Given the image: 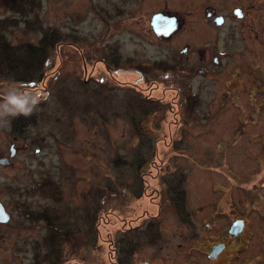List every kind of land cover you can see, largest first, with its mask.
Segmentation results:
<instances>
[{"label":"rangeland","instance_id":"1","mask_svg":"<svg viewBox=\"0 0 264 264\" xmlns=\"http://www.w3.org/2000/svg\"><path fill=\"white\" fill-rule=\"evenodd\" d=\"M37 1L28 19L43 20L67 40L36 86L0 77V97L11 86L49 95L24 118L22 131L0 127V156L12 143L20 150L13 166H0V201L11 214L0 226V264H48L51 231L38 212L50 215L54 203L55 225L68 233L60 234L61 264H166V249L179 247L185 232L204 231L212 215L216 232L244 218L248 264H264V73L253 78L242 68L254 58L250 41L243 56L231 51L230 0ZM176 9L185 33L168 42L153 38L151 17ZM7 15L18 17L0 0V19ZM22 18L8 39L36 43L39 32ZM189 31L206 54L219 52L218 73L191 81L198 99L192 116L172 104L178 82L166 79L159 63ZM257 49L264 64V48ZM105 57H113L108 72ZM128 61L151 63L144 80ZM132 87L154 101L148 114ZM183 213L192 217L187 225Z\"/></svg>","mask_w":264,"mask_h":264},{"label":"flooded vegetation","instance_id":"2","mask_svg":"<svg viewBox=\"0 0 264 264\" xmlns=\"http://www.w3.org/2000/svg\"><path fill=\"white\" fill-rule=\"evenodd\" d=\"M194 0H191L193 2ZM230 12L232 26L229 30V42L232 53H236V55L243 56V53L249 44L254 45V48L250 51V53L254 56V58L249 61L247 64H244L242 68L244 70L252 74L253 78L256 74L264 73V64L259 61L260 53L257 48H264V0H230ZM168 6L166 5L167 9ZM172 12V13H171ZM165 11V15L176 17V23L174 25L175 29L166 37L157 36L151 28L152 33L151 36L153 38L160 40H164L168 42L171 38H174L180 34L185 33L186 31V22L185 18L180 17L177 13H179L178 9L172 11ZM213 19V18H212ZM217 26V25H215ZM151 27V25H150ZM218 28V27H215ZM167 34V33H166ZM187 37L185 38L184 45L175 47L173 54L170 55L169 58H166V61H159L160 64L163 65L164 70H166V79L174 78L176 75L178 77H182L187 81V84L190 86V91L192 94H196L192 88V80L195 77L200 78H208L217 74V68L219 66L218 55L219 52L216 47L210 48V52L206 54L207 49H203L206 47L205 45H196L195 44V32H187ZM216 37V35H215ZM172 40V39H171ZM195 44V45H193ZM250 47V46H249ZM250 50V49H249ZM224 56V54H223ZM107 57L103 58L102 64L105 66L106 71L109 70L108 64L110 61H113V57L109 60ZM116 60V59H115ZM155 62V61H153ZM260 62V63H259ZM118 65V63H115ZM151 63H140L128 61L126 63V68L130 69V71L137 75L139 79H145V71L144 69L148 67ZM145 66V68H144ZM119 73L124 71H120ZM238 72H235V76H237ZM136 81V80H135ZM136 84V82H135ZM170 85V84H169ZM170 87V86H169ZM135 93H138V90L132 87ZM130 88V89H132ZM233 88V87H230ZM229 88V89H230ZM234 89V88H233ZM176 90V88H175ZM236 92V88L234 89ZM263 90H261V94H263ZM139 96V95H138ZM264 97V96H263ZM145 99H150V97H143ZM264 103V102H263ZM264 104H260V109ZM20 152L19 147L12 143L9 146L7 155H1L0 160L6 159L7 162L0 163V166L10 168L14 165V158ZM42 186L41 183L36 185ZM57 187V186H56ZM264 187V186H259ZM242 194L245 196L248 202H253L250 200V196H248L245 192V187H240ZM53 193V190H51ZM42 192V190H41ZM58 193V192H57ZM56 192L53 194H57ZM182 202L181 207L183 211H186V207L183 203L186 201V191L181 192ZM55 197V196H54ZM0 203L3 205L5 211L9 214L11 219V214L7 210L6 205L1 201ZM213 207L215 206L214 201L211 203ZM54 207L50 208V215H45V212L39 210L38 216L40 218L39 222L43 223V215L45 218L49 219V223L55 224L56 216L58 213V209L56 208V203H54ZM37 213V212H36ZM230 213V211H229ZM37 216V214H36ZM179 218V217H178ZM192 217L183 213L180 215V222L182 224L187 225V223L191 222ZM9 219V221H10ZM55 219V220H54ZM217 219V215H212L208 221L203 222L204 231H194L190 230L189 232L183 233L182 244L179 247L174 249H166V264H248L251 260L249 254V239L247 228H246V220L232 218L227 224H225V228L222 232H216L214 220ZM8 221V222H9ZM242 221V227L238 230H232V226L235 222ZM6 222V223H8ZM6 223L0 222V226ZM46 224V223H45ZM42 226V224L40 225ZM48 229V227L44 226ZM50 230V229H48ZM51 231V230H50ZM189 239L188 244L186 241ZM264 243V236H263ZM132 248V247H131ZM130 248V249H131ZM115 250V255L117 250ZM115 264H121V259H116ZM140 264H150L146 260H143Z\"/></svg>","mask_w":264,"mask_h":264},{"label":"trees","instance_id":"3","mask_svg":"<svg viewBox=\"0 0 264 264\" xmlns=\"http://www.w3.org/2000/svg\"><path fill=\"white\" fill-rule=\"evenodd\" d=\"M4 2L8 12L18 17L10 18V16L7 15L0 19V77L10 82L34 87L43 80L46 66L53 52L59 50V47L67 39L64 40L65 36L63 33L46 24L43 20L36 18L34 21H30L28 19L34 8L37 6L39 7V2L37 0H4ZM20 17H23L22 21L25 27L39 32V39L36 43L22 42L13 44L8 39L7 34L10 32V27L13 26V24H17ZM34 22H36V24H34ZM160 66L161 69L164 70L163 65L160 64ZM174 79L178 82L176 85L178 91L176 102L172 104L177 105L179 110L183 109L184 114H190L192 116L193 112H195L194 106L197 104L198 100L197 95L191 93L190 86L185 82V79L177 75ZM171 92L173 93L172 89ZM139 97L140 96H137L136 98L138 109L143 112L144 115L146 113L148 114V107L154 105L152 103L153 100ZM150 111H153V109ZM24 118L26 117L23 115L13 118L11 123V130L13 132L22 131L24 127ZM47 183L51 184L50 181H47ZM48 184L44 186H49ZM180 199H182V196ZM43 219V226L51 230L47 238L50 244L49 250L52 252V256L47 258L49 260L48 264H61L59 257L60 253H62L61 235H68V233L65 230H60L55 224L49 223V219L45 218L44 215ZM58 231L59 233H57Z\"/></svg>","mask_w":264,"mask_h":264},{"label":"clouds","instance_id":"4","mask_svg":"<svg viewBox=\"0 0 264 264\" xmlns=\"http://www.w3.org/2000/svg\"><path fill=\"white\" fill-rule=\"evenodd\" d=\"M48 99L49 95L41 90H21L18 86L9 87L0 97V127L10 128L12 118L32 115L39 105Z\"/></svg>","mask_w":264,"mask_h":264},{"label":"water","instance_id":"5","mask_svg":"<svg viewBox=\"0 0 264 264\" xmlns=\"http://www.w3.org/2000/svg\"><path fill=\"white\" fill-rule=\"evenodd\" d=\"M176 23V17L168 16L162 13L154 14L150 19V25L152 31L157 36L166 37V35L170 34L174 29V25ZM167 33V34H166ZM7 162L6 159L0 160V163ZM10 219L9 214L5 211L3 205L0 203V222L6 223ZM242 227V221L235 222L232 226V230H238Z\"/></svg>","mask_w":264,"mask_h":264}]
</instances>
